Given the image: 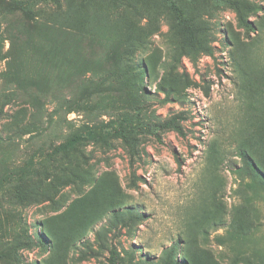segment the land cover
Here are the masks:
<instances>
[{"label":"rangeland","instance_id":"rangeland-1","mask_svg":"<svg viewBox=\"0 0 264 264\" xmlns=\"http://www.w3.org/2000/svg\"><path fill=\"white\" fill-rule=\"evenodd\" d=\"M239 1L254 27L249 33L227 0H177L200 36L213 38L214 56L195 60L181 54L188 39L164 0L40 6V19L82 41L81 58L102 59L95 80L106 84L67 115L72 126L55 125L51 136L50 85L28 88L41 102L48 94L38 120L22 90L0 81V94L14 90L17 98L0 100V264H111V248L119 264H264V177L243 172L239 155L247 150L264 172V0ZM103 35V42L114 35L120 43L107 49L96 41ZM23 46L20 38L5 40L0 72H16ZM134 64L138 86L125 89L119 80ZM137 111L151 126L181 115L185 135L159 127L157 135L139 133L132 159L117 137L49 155L76 127ZM21 188L38 195L21 201ZM129 209L141 218L124 217ZM230 232L243 238L232 240ZM17 235L33 245L15 246Z\"/></svg>","mask_w":264,"mask_h":264},{"label":"trees","instance_id":"trees-1","mask_svg":"<svg viewBox=\"0 0 264 264\" xmlns=\"http://www.w3.org/2000/svg\"><path fill=\"white\" fill-rule=\"evenodd\" d=\"M114 2L120 0H113ZM170 11L174 14L178 26L186 34L188 42L181 45V54L189 55L193 60L198 55L205 54L214 56V46L212 45L213 38L210 33L205 32L200 36L202 30H198L185 16L182 7L177 0H164ZM237 14L238 20L245 28L246 32L253 30V24L246 17L242 3L239 0H227ZM44 3H53L60 5V0H0V53L6 39L14 42L20 38L24 46L14 56L16 72H12L11 68L7 71L0 72V81H5V84H15L18 89H21L23 102L32 104L36 107V112L33 115L35 119H42V103L47 101V96L42 95L43 101L39 95L29 91V87L38 84V81H46L50 85L52 91L49 98L54 100V108L48 114V120L52 123L53 129L51 136H57L58 132L55 125L68 124L72 126V120L68 119L67 115L73 111L83 110L87 107V103L97 98L96 88L105 85V82L95 80V75L100 71L103 63L102 59L81 58L76 51L81 52L82 41L75 38L76 35L65 30L61 25L57 26L51 21H45L38 17L36 12ZM107 35L96 38L97 43L105 44L107 49L114 47L120 43L117 36L109 35L108 39L103 42V38ZM125 47L130 51L134 45L128 41L124 43ZM2 57L0 56V59ZM132 67V66H129ZM134 68V69H133ZM130 69L129 76H125L119 80V84L125 89H136L138 86V73L135 64ZM140 70V68H139ZM90 73L89 75H86ZM114 82H109L113 85ZM19 86V87H18ZM15 91L11 93L3 92L0 94V100L3 104H10L16 100ZM208 94V90H206ZM100 104L98 108L105 107V99L100 96ZM6 99V100H4ZM1 111V110H0ZM140 111L134 114H125L117 119H111L108 122L94 124H83L76 127L69 134V138L65 142L58 144L52 153V157L68 155L74 150H77L79 144L83 141H94L101 144H108L111 137L121 138L131 151V159L137 155L136 150V135L139 133L148 132L157 135L158 127L161 129L171 128L179 134L185 135L182 127L177 122L183 116H173L171 119L156 125L151 126L140 119ZM264 144V142H263ZM239 155L243 160L241 169L243 172L249 173L254 170L262 172L260 164L257 166L249 161V153L247 150H240ZM248 186L258 191V185L249 183ZM38 192L33 191L28 193L27 189H20L18 198L22 200H34ZM128 214L129 219L141 218V214L128 210L123 216ZM115 214V218L123 217ZM126 217V216H124ZM49 232L52 234V229L49 227ZM229 238L242 239L237 237L235 232H230ZM43 240V238L41 239ZM15 246L30 248L33 245L32 240H26L17 235L14 238ZM220 244H224L227 240L225 237H218ZM173 247L172 249H174ZM111 264H119L117 253L114 248L110 250Z\"/></svg>","mask_w":264,"mask_h":264}]
</instances>
